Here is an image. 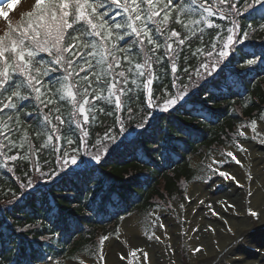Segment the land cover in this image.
I'll use <instances>...</instances> for the list:
<instances>
[{"label": "snow or ice", "instance_id": "6c2138e0", "mask_svg": "<svg viewBox=\"0 0 264 264\" xmlns=\"http://www.w3.org/2000/svg\"><path fill=\"white\" fill-rule=\"evenodd\" d=\"M5 6L11 10L13 4L0 0L4 25L0 29V169L13 178L11 184L0 182L5 205L32 197L37 181L68 177L71 166L80 167L81 156L100 164L119 147L118 138L132 122L146 129L156 110L180 111V102L193 88L208 90L206 86L212 83L208 78L227 67L237 44L258 30L264 32V23H241L257 6L264 13V0H33L15 21ZM214 17L227 23H218ZM259 59H248L244 66ZM225 139L226 146L209 156L208 180L216 177L240 184L228 164L243 167L241 154L248 153V140L264 144V110L239 124ZM92 179L84 174L82 183L87 185ZM177 207L185 209V203ZM208 211L236 241L243 240L244 232L235 236L231 220L223 213L237 219L251 217L249 229L264 225V206L254 208L251 202L241 212L234 202L213 201ZM147 217L153 230L150 235L145 230V235L161 241L167 232L158 235L155 230L165 228L160 216L153 211ZM39 228H43L40 222L25 223L15 231L26 234ZM189 230L214 235L219 231L213 224ZM121 231L115 230L117 238ZM111 235H101L87 257L54 260L49 256L48 264H106L105 242ZM205 250L198 243L188 247V254L192 258ZM128 256L138 264H152L145 249L130 247L120 259ZM0 264L5 262L0 260ZM231 264H246V258Z\"/></svg>", "mask_w": 264, "mask_h": 264}, {"label": "trees", "instance_id": "16d2710c", "mask_svg": "<svg viewBox=\"0 0 264 264\" xmlns=\"http://www.w3.org/2000/svg\"><path fill=\"white\" fill-rule=\"evenodd\" d=\"M241 23L258 26L264 23V13L257 6ZM253 58L260 59L244 66ZM208 79L212 81L208 90L193 88L180 102V111H155L146 129L131 136L125 133L136 128L135 121L128 125L118 138L119 147L100 164L85 163L71 169L68 177L37 181L33 196L13 205H5L7 197L0 195V260L37 264L49 256L57 259L89 253L96 249L101 235L118 229L122 217L138 214L146 219L155 207L172 209L167 204L182 202L199 173L192 157L220 151L240 123L264 110V32L258 30L237 44L227 67ZM84 174L93 177L87 185L82 183ZM0 182L13 183L11 173L0 169ZM37 222L43 228L26 234L15 231L25 223ZM73 231L77 233L72 235ZM41 236L52 239L42 240Z\"/></svg>", "mask_w": 264, "mask_h": 264}, {"label": "rangeland", "instance_id": "374dc122", "mask_svg": "<svg viewBox=\"0 0 264 264\" xmlns=\"http://www.w3.org/2000/svg\"><path fill=\"white\" fill-rule=\"evenodd\" d=\"M32 2L33 0H5V4H13L11 10L5 6V11L15 21L30 8ZM2 20L3 18L0 17V21ZM3 27V23H0V29ZM156 111L159 112V110ZM137 130L138 128H134L132 132L128 131L125 135L131 136L134 133H140V131L136 132ZM246 146L249 149L248 153L241 154L244 157L242 161L243 167L236 165L234 162H229L228 164V168L241 181L240 184L222 181V178L216 177L208 180L209 172L205 166L209 162V156L213 151L209 152L204 161L200 157H194L192 165L202 173L200 176L197 174L196 180L192 181L188 186L187 195L190 199L182 201L185 203V209H179L177 206L181 202H178V204H174L176 211L167 210L163 207L151 211H155L160 216V222L165 225L163 229L159 227L155 229L157 234L161 235L166 231L167 235H161V241L149 239L145 235V230L150 235L153 229L148 217L143 219L138 214L124 217L118 226L122 230L120 237L117 238L115 232H113L110 240L105 242L106 264H138L131 256H128L126 260L120 259L122 255L130 251V247L147 250L150 253L152 264H172V262H175V264H196L197 261L199 264H231L233 260L241 258H246V264H264V225L255 224L249 229L248 225L251 224V217L237 219L228 213H223L226 219H230L231 223H234L235 236L238 237L240 235L239 228L247 229L243 240L236 241L231 233L224 231V225L219 218L212 216L208 211V204L221 200L236 203L240 207L241 212L248 207L249 202H251V206H255L254 208L264 206V186L262 187L259 174L260 172L264 173V144L248 140ZM216 152L218 153L219 151ZM91 162L93 164L95 161H92L87 156H83L78 161L80 167L86 166V164ZM73 168L75 169L76 167L71 166V169ZM249 175L251 176L250 179ZM257 191L261 192L259 196H257ZM249 192L253 195L249 196ZM254 200H256V205H253L255 202L252 203ZM200 201H204V204L201 205ZM216 208L220 210L219 205H216ZM177 213H179V218ZM208 224H213L219 231L214 235L210 232L199 231L193 233L189 230L197 226L203 229ZM75 234L76 231H73L72 235ZM197 236L199 240L196 239ZM189 237H192V239H189ZM125 240L128 241L127 244ZM231 240L234 243L230 247ZM217 241L219 242V248L216 244ZM226 241H230L227 245L228 247L225 245L227 248H220V245ZM198 243L205 246L206 250L202 253L204 255L197 254L196 257L190 258L188 247L190 245L195 246ZM169 245L171 246L170 249ZM229 252H234L235 254L229 255ZM89 255L90 252L80 253L75 256L87 257ZM212 255H218V257L212 258ZM69 257H64L63 259L67 260ZM37 264H48V261L45 259ZM73 264H77V262H73Z\"/></svg>", "mask_w": 264, "mask_h": 264}, {"label": "bare ground", "instance_id": "6f19581e", "mask_svg": "<svg viewBox=\"0 0 264 264\" xmlns=\"http://www.w3.org/2000/svg\"><path fill=\"white\" fill-rule=\"evenodd\" d=\"M260 174V177H261V181H262V187L264 186V173L263 172H260L259 173ZM254 191V190H253ZM259 193H261L260 191H257V196H259ZM255 195H256V193H255ZM254 195V196H255ZM257 198V197H256ZM255 202V203H254ZM252 203H254L253 205H256V200H254ZM255 207V206H254ZM232 225H234V223H232ZM235 226H237V225H235ZM239 231H240V233L243 231L244 232V234L247 232V229H242V228H239ZM228 242V243H227ZM230 243V241H226V242H224L222 245H220V248H223V247H226L228 244ZM233 240H231V244H229V246L231 247L232 245H233ZM226 245V246H225ZM228 247V246H227ZM226 247V248H227ZM202 255H204V254H202ZM212 258H216V257H218V255H212L211 256ZM239 258V257H238Z\"/></svg>", "mask_w": 264, "mask_h": 264}]
</instances>
